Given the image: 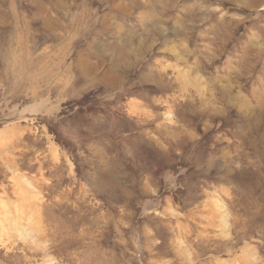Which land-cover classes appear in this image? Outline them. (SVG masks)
Segmentation results:
<instances>
[{
  "label": "rangeland",
  "instance_id": "rangeland-1",
  "mask_svg": "<svg viewBox=\"0 0 264 264\" xmlns=\"http://www.w3.org/2000/svg\"><path fill=\"white\" fill-rule=\"evenodd\" d=\"M0 264H264V0H0Z\"/></svg>",
  "mask_w": 264,
  "mask_h": 264
}]
</instances>
